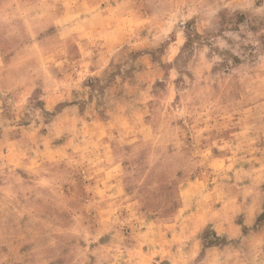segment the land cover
Masks as SVG:
<instances>
[{"label":"rangeland","instance_id":"rangeland-1","mask_svg":"<svg viewBox=\"0 0 264 264\" xmlns=\"http://www.w3.org/2000/svg\"><path fill=\"white\" fill-rule=\"evenodd\" d=\"M0 264H264V0H0Z\"/></svg>","mask_w":264,"mask_h":264}]
</instances>
